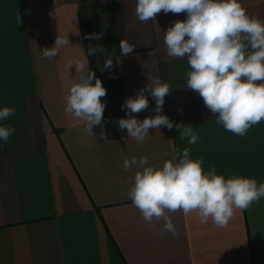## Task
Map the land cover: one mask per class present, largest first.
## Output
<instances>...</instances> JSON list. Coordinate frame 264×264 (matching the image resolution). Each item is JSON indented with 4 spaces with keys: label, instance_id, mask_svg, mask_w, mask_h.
I'll return each mask as SVG.
<instances>
[{
    "label": "crops",
    "instance_id": "crops-1",
    "mask_svg": "<svg viewBox=\"0 0 264 264\" xmlns=\"http://www.w3.org/2000/svg\"><path fill=\"white\" fill-rule=\"evenodd\" d=\"M83 0H0V109L15 115L0 125L15 127L0 140V264H264V198L247 210H235L226 227L198 213L167 214L177 229L161 231L163 221L149 227L129 198L137 169L123 161L147 157L148 166L162 167L188 148L202 168L217 174L264 182V121L237 136L216 123L202 97L187 87L191 70L187 56L166 54L164 31L186 14H164L139 21L137 0H116L113 80L102 125L89 135L83 121L65 113L75 69L65 67L88 52V18ZM248 14L264 20V0H241ZM18 16L20 23H18ZM70 43L56 57H43L57 35ZM121 39L135 45L122 56ZM82 46V51L80 49ZM89 67L99 78L93 56ZM153 77L172 89L163 113L173 128L150 129L142 143L121 131L125 100L134 97ZM94 83V81H93ZM135 115L154 116L155 101ZM191 124L200 139H180L178 123Z\"/></svg>",
    "mask_w": 264,
    "mask_h": 264
},
{
    "label": "clouds",
    "instance_id": "clouds-1",
    "mask_svg": "<svg viewBox=\"0 0 264 264\" xmlns=\"http://www.w3.org/2000/svg\"><path fill=\"white\" fill-rule=\"evenodd\" d=\"M135 11L141 22L156 20L161 11L186 14L185 20H174L164 31L166 54L187 56L191 70L186 88L202 97L218 125L245 136L251 127L264 121V20L249 15L241 0H137ZM85 38L99 40L101 36L93 33ZM69 43L68 37L58 34L53 46L41 49L42 55L52 59ZM135 47L127 40L120 41L122 56L133 53ZM105 50L101 45H89L87 53L82 51L83 57L65 66L69 71L75 69L77 80L69 88L65 113L83 121L89 135L94 134V126L102 125L106 103L101 98L107 89L90 69L87 57ZM112 66L109 57L101 71ZM171 91L168 83L153 77L134 97L125 100L122 108L126 117L117 121L119 129L126 130L138 143L145 140L150 129H172L173 121L163 113L165 97ZM146 93L155 101V115L140 120L133 114L148 109ZM13 115L12 107L0 109V121ZM175 127L181 140L188 138L189 144L199 141L191 124L181 122ZM15 131L11 125H0V140L7 142ZM202 164L203 159H193L188 148L182 152L177 149L176 157L166 160L162 167L148 166L147 157L133 156L123 161L125 171L140 169L128 195L149 227H155L154 219L162 220L161 231L175 236L176 226L167 213L178 210L186 216L195 211L201 223L211 219L217 227H226L235 210H247L264 198V182L244 176L226 179L214 166L204 171Z\"/></svg>",
    "mask_w": 264,
    "mask_h": 264
},
{
    "label": "rangeland",
    "instance_id": "rangeland-1",
    "mask_svg": "<svg viewBox=\"0 0 264 264\" xmlns=\"http://www.w3.org/2000/svg\"><path fill=\"white\" fill-rule=\"evenodd\" d=\"M81 6L83 7V17L86 19L88 18L86 35L95 33L101 36L99 40L87 39L89 45H101L106 49L102 53L93 55V60L95 61L94 66L99 79H101L103 85L107 89V93H110L114 66L104 71L101 70L107 58L110 57L112 61L114 60L113 45L116 33L113 26L119 19L120 8L116 0H83Z\"/></svg>",
    "mask_w": 264,
    "mask_h": 264
},
{
    "label": "trees",
    "instance_id": "trees-1",
    "mask_svg": "<svg viewBox=\"0 0 264 264\" xmlns=\"http://www.w3.org/2000/svg\"><path fill=\"white\" fill-rule=\"evenodd\" d=\"M117 78H118V71H117V68L114 66V71L112 73V80H113L114 86H116V87H118L117 86L118 85L117 84L118 83Z\"/></svg>",
    "mask_w": 264,
    "mask_h": 264
}]
</instances>
